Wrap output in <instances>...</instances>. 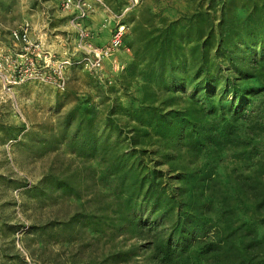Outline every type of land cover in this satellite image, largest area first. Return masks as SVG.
<instances>
[{
  "label": "rangeland",
  "instance_id": "374dc122",
  "mask_svg": "<svg viewBox=\"0 0 264 264\" xmlns=\"http://www.w3.org/2000/svg\"><path fill=\"white\" fill-rule=\"evenodd\" d=\"M66 1L0 0V264H154L150 248L183 229L164 196L177 180L148 156L139 165L131 126L184 100L214 114L206 92L242 113L250 160L227 148L198 161L236 195L226 168L244 172L264 148V85L236 88L219 72L199 87L192 40L199 16L203 30L224 17L242 49L232 71L257 63L264 74V0ZM119 30L120 46L92 67L91 51ZM134 168L157 170L161 187L135 185ZM238 209L263 238L264 216Z\"/></svg>",
  "mask_w": 264,
  "mask_h": 264
},
{
  "label": "trees",
  "instance_id": "16d2710c",
  "mask_svg": "<svg viewBox=\"0 0 264 264\" xmlns=\"http://www.w3.org/2000/svg\"><path fill=\"white\" fill-rule=\"evenodd\" d=\"M204 22L199 16L196 24L199 33L192 40L198 86L212 88L214 76L219 72L236 88L243 81L252 80L263 86L264 74L257 63L240 75L232 71L241 62L242 49L235 44L233 33L223 30L224 17L216 26L213 21L207 22L206 30ZM205 97L214 114L206 113L194 100H184L181 108L153 109L146 124L138 117L131 126L128 140L139 165L148 156L154 166L156 163L165 166L167 174L174 173L177 180L174 185L169 184V193L164 196L171 208H176L183 229L178 240L153 245L149 250L151 260L154 264H264V237L259 239L252 224L238 216L239 205L256 216H264V148L254 154L255 160L244 172L239 166L226 168L237 192L230 194L218 175L199 165L202 150L218 157L228 148L247 159L253 149L251 142L244 141L237 132L243 114L235 111L229 116L227 107L212 102L209 92ZM134 172L138 173L135 185L146 178L150 188L161 187L153 185L157 170L146 176L136 168Z\"/></svg>",
  "mask_w": 264,
  "mask_h": 264
},
{
  "label": "built area",
  "instance_id": "2783aa9c",
  "mask_svg": "<svg viewBox=\"0 0 264 264\" xmlns=\"http://www.w3.org/2000/svg\"><path fill=\"white\" fill-rule=\"evenodd\" d=\"M66 3H70V0H67ZM17 36V35H15ZM121 39H122V32L119 30L114 34L113 39L111 43L104 48H98V49H93L91 51L92 53V61L90 62L91 66H98L100 65L101 61L108 57L116 48H118L121 44Z\"/></svg>",
  "mask_w": 264,
  "mask_h": 264
}]
</instances>
